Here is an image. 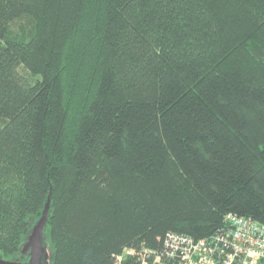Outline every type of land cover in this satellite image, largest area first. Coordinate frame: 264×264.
<instances>
[{"label": "trees", "instance_id": "16d2710c", "mask_svg": "<svg viewBox=\"0 0 264 264\" xmlns=\"http://www.w3.org/2000/svg\"><path fill=\"white\" fill-rule=\"evenodd\" d=\"M49 193L48 264L264 223V0H0V257Z\"/></svg>", "mask_w": 264, "mask_h": 264}, {"label": "built area", "instance_id": "2783aa9c", "mask_svg": "<svg viewBox=\"0 0 264 264\" xmlns=\"http://www.w3.org/2000/svg\"><path fill=\"white\" fill-rule=\"evenodd\" d=\"M223 223L221 232L198 241L167 234L161 253L165 264H264V223L231 214ZM154 255V263L162 264Z\"/></svg>", "mask_w": 264, "mask_h": 264}, {"label": "water", "instance_id": "95a60500", "mask_svg": "<svg viewBox=\"0 0 264 264\" xmlns=\"http://www.w3.org/2000/svg\"><path fill=\"white\" fill-rule=\"evenodd\" d=\"M51 193L48 194L39 220L34 224L22 244L17 260H5L0 257V264H48L50 253L44 243V232L47 225Z\"/></svg>", "mask_w": 264, "mask_h": 264}, {"label": "rangeland", "instance_id": "374dc122", "mask_svg": "<svg viewBox=\"0 0 264 264\" xmlns=\"http://www.w3.org/2000/svg\"><path fill=\"white\" fill-rule=\"evenodd\" d=\"M22 22H17V24H14L11 28H10V32L13 35H18L20 33V28H21ZM12 35V36H13Z\"/></svg>", "mask_w": 264, "mask_h": 264}]
</instances>
